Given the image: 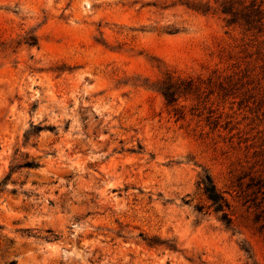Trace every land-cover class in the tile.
I'll use <instances>...</instances> for the list:
<instances>
[{"label":"rangeland","instance_id":"1","mask_svg":"<svg viewBox=\"0 0 264 264\" xmlns=\"http://www.w3.org/2000/svg\"><path fill=\"white\" fill-rule=\"evenodd\" d=\"M175 1L0 0V183L27 154L40 163L0 191V264H264V213L245 195L264 171V47ZM236 64L253 78L244 98L182 100V119L147 86ZM31 124L48 128L24 144Z\"/></svg>","mask_w":264,"mask_h":264},{"label":"trees","instance_id":"2","mask_svg":"<svg viewBox=\"0 0 264 264\" xmlns=\"http://www.w3.org/2000/svg\"><path fill=\"white\" fill-rule=\"evenodd\" d=\"M218 7L214 8L209 1L202 0H176L174 4H182L191 10L200 13H211L213 11H219L224 16L225 25L228 28L240 27L246 35H250L251 39L258 41L260 49L264 47V4L260 0H217ZM30 44H37V40ZM261 51V50H260ZM264 73V72H263ZM248 69H241L240 65H233L229 72L215 68L207 76H180L175 75L174 72L166 71L163 75L152 82L147 84L148 88L159 93L165 102V105L170 108V112L173 111L174 115L178 119L185 118L187 114V105L182 103L184 101H192L190 109H196L197 107L205 108L206 102L211 100V96L214 95L219 100L226 101L230 97L241 96L244 98L241 92V88L249 82L251 77ZM245 79V80H244ZM246 82V83H245ZM212 112V111H210ZM209 116H212L209 115ZM221 115L210 121L209 124H213V127L223 126ZM210 120V119H209ZM224 127V126H223ZM48 128L40 124H31L30 128L24 133V144L30 143L34 136ZM226 128V127H224ZM40 166V163L34 159H31L27 154L23 161L13 164L10 167L9 172L0 183V191L4 190L6 182L10 179L12 173L19 168L35 169ZM199 184L201 185L203 192L209 201V207L218 216L219 220L227 227L233 226L232 217V204L225 193L218 188L213 177L210 173L206 172L200 177ZM247 187L253 189L252 193L246 192V201L251 200L254 202V206L257 209V216H261L264 213V171H254L250 175V182ZM239 189L243 192L247 189H243L239 185ZM257 202V203H256ZM201 212L203 207H197ZM263 228V226H261ZM50 235H47L46 239H55L57 236L48 230ZM146 244L149 246H160L165 244L170 249L176 250L177 245L168 241L161 240L157 237L144 238ZM246 251L249 252L248 249ZM9 264H16V260L10 261ZM241 264H258L252 256L247 261Z\"/></svg>","mask_w":264,"mask_h":264}]
</instances>
